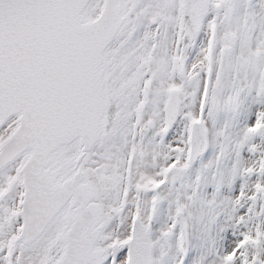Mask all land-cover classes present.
Returning <instances> with one entry per match:
<instances>
[{"label": "snow or ice", "instance_id": "1", "mask_svg": "<svg viewBox=\"0 0 264 264\" xmlns=\"http://www.w3.org/2000/svg\"><path fill=\"white\" fill-rule=\"evenodd\" d=\"M0 264H264V0H0Z\"/></svg>", "mask_w": 264, "mask_h": 264}]
</instances>
